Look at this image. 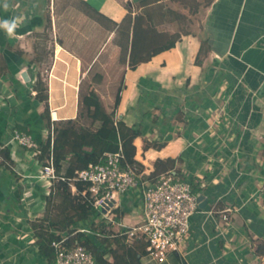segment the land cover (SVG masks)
I'll return each mask as SVG.
<instances>
[{
    "label": "crops",
    "instance_id": "crops-1",
    "mask_svg": "<svg viewBox=\"0 0 264 264\" xmlns=\"http://www.w3.org/2000/svg\"><path fill=\"white\" fill-rule=\"evenodd\" d=\"M86 1L115 21L128 12L127 2L133 14L141 9L139 0ZM50 3L0 0V154L3 147L11 150V161L0 162V264H47L30 223L44 213L50 188L37 177L41 162L33 150L11 140L18 126L31 130L39 142L50 135L42 118L46 103L36 97L35 80L40 76L47 84L50 116L55 110L56 121L76 118L82 79L107 46L119 50L115 33L108 30L103 48L86 69L65 27L66 34L51 41L52 59L44 76L37 32L57 30L59 17L51 14ZM194 16L196 30L159 27L178 35L173 47L135 68L126 66L117 115L142 130L134 143L146 175L157 159L175 158L182 177L207 199L193 216L179 255L183 261L264 264V255L256 252L264 242V0H214ZM5 20H15L14 35L6 33ZM168 23L179 24L160 25ZM202 40L210 47L203 55ZM24 71L28 81L21 76ZM148 143L163 145L146 147ZM110 216L116 220L114 229L141 221L140 189L121 194ZM158 264L182 262L172 254Z\"/></svg>",
    "mask_w": 264,
    "mask_h": 264
},
{
    "label": "trees",
    "instance_id": "trees-1",
    "mask_svg": "<svg viewBox=\"0 0 264 264\" xmlns=\"http://www.w3.org/2000/svg\"><path fill=\"white\" fill-rule=\"evenodd\" d=\"M76 1L79 10L87 17L115 33L113 41L119 47L118 63L123 69L110 110L96 93L95 86L90 85L87 93L80 92L79 105L82 109L78 116L61 121L51 120L47 84L40 76L35 80L33 87L36 97L46 103L42 113L44 126L53 130V135L50 132L44 141L39 142L35 138L41 150L38 159L42 162L52 156L59 178L53 181L51 192L45 196L43 217L31 221V228L39 255L47 264H55L56 248L52 243L61 239L70 248L85 246L94 254L99 264H144L142 257L148 254L147 241L136 239L128 242L124 235L113 230L107 231L109 224L95 208L93 197L86 191L87 186L75 177L77 171L102 162L106 152L121 151L128 163L144 168L136 159L137 149L134 143L136 137L142 135L141 128L128 125L117 115L125 68H135L153 54L175 45L178 35L160 30V24L178 22L181 24L180 30L186 32L191 16L197 14L202 5H209L214 0H139L141 10L136 14H133L132 3L127 2L125 8L128 12L121 21H115L86 0ZM209 48L207 42L202 40L200 54L208 52ZM95 64L90 67L88 74H91ZM102 74L103 72L92 75V82H103ZM83 118H87L89 122L82 121ZM17 128L32 133L24 127ZM149 145L161 147L163 143H148L146 147ZM1 153L5 161H11L9 147H3ZM176 161L175 158L157 159L154 169L146 178L155 181L160 173L171 169H175L182 177ZM194 190H197L195 184ZM80 228L91 231L83 232ZM256 252L264 255V242L257 245ZM178 257L182 264H186L181 256Z\"/></svg>",
    "mask_w": 264,
    "mask_h": 264
},
{
    "label": "built area",
    "instance_id": "built-area-1",
    "mask_svg": "<svg viewBox=\"0 0 264 264\" xmlns=\"http://www.w3.org/2000/svg\"><path fill=\"white\" fill-rule=\"evenodd\" d=\"M51 120H57L55 110L51 111ZM11 140L33 150L36 157L41 153L38 142L30 133L14 129ZM0 162H6L1 154ZM37 177L48 183L49 194L53 181L59 178L52 156L41 162ZM75 179L87 186L86 191L93 197L95 208L109 224L107 231L124 235L128 242L145 239L148 254L158 263L164 262L172 254H182L193 216L200 206L197 200L200 192L194 190L193 181L180 177L175 169L164 171L155 181H151L146 178L143 169L128 163L121 151L106 152L102 162L77 171ZM133 188H139L142 194V220L131 226L119 223V227L114 229L112 225L116 220L110 216V211L118 197ZM79 230L91 231L88 228ZM52 244L56 248L55 264H99L94 254L83 245L70 248L64 239L55 240Z\"/></svg>",
    "mask_w": 264,
    "mask_h": 264
},
{
    "label": "rangeland",
    "instance_id": "rangeland-1",
    "mask_svg": "<svg viewBox=\"0 0 264 264\" xmlns=\"http://www.w3.org/2000/svg\"><path fill=\"white\" fill-rule=\"evenodd\" d=\"M136 4L138 5V3ZM49 6H51V14L53 13L54 17H59V19L57 20V30L55 33L52 32L51 34L48 29L37 32V43L39 49L36 52L45 62L42 64V68L40 69L41 72H43V75L45 76V71L47 70L44 71V69H48L47 66H49L52 59L51 41L57 40L60 36L65 35V27H68L69 31L67 32L70 37L69 40L72 44H74L75 50H77V52L84 58V67L87 69L108 39V29L98 26L95 20L87 17L82 11L80 12L83 14L79 13V7L76 0H53V2L51 0ZM44 12V18L46 19V8ZM64 12H67V14L63 15ZM194 19L195 16L192 15L190 18L191 21H189L191 23H187V28L190 27L195 30L198 28V24L195 21L196 19ZM47 21L48 19L46 22ZM51 21L53 22L52 19ZM159 27L170 29V31H172L181 27V24L168 23L166 25H160ZM203 54H205V52H202V55ZM118 56L119 50L116 49L114 45L107 46L102 54L99 55V60L93 67L91 74H88L86 78L82 79L80 86L81 94H85L88 92L87 90L89 86L94 85L96 93L100 96L103 104L108 107V110H110L113 105L114 95L120 83V76L123 69V66L118 63ZM100 72H103V82L99 84L92 82V75ZM80 109H82V107L79 105L78 112ZM82 121L87 123L89 122L87 118H83ZM5 165L9 166V163H6ZM143 170H145V168H143ZM43 215L44 213L40 217H43ZM101 218L104 219L103 216H101ZM142 262L144 264H158V262L150 254L143 256Z\"/></svg>",
    "mask_w": 264,
    "mask_h": 264
},
{
    "label": "clouds",
    "instance_id": "clouds-1",
    "mask_svg": "<svg viewBox=\"0 0 264 264\" xmlns=\"http://www.w3.org/2000/svg\"><path fill=\"white\" fill-rule=\"evenodd\" d=\"M6 6V5H5ZM2 26L5 28L8 35H14V29L16 28L15 20L9 22L7 20L2 22Z\"/></svg>",
    "mask_w": 264,
    "mask_h": 264
},
{
    "label": "water",
    "instance_id": "water-1",
    "mask_svg": "<svg viewBox=\"0 0 264 264\" xmlns=\"http://www.w3.org/2000/svg\"><path fill=\"white\" fill-rule=\"evenodd\" d=\"M21 76L24 78L25 81L29 80V77L26 71L22 72ZM197 200L199 202L200 207H204L207 203V199L205 198L204 195H199Z\"/></svg>",
    "mask_w": 264,
    "mask_h": 264
},
{
    "label": "bare ground",
    "instance_id": "bare-ground-1",
    "mask_svg": "<svg viewBox=\"0 0 264 264\" xmlns=\"http://www.w3.org/2000/svg\"><path fill=\"white\" fill-rule=\"evenodd\" d=\"M59 48V47H58ZM55 78V77H54ZM69 102H70V100H69Z\"/></svg>",
    "mask_w": 264,
    "mask_h": 264
}]
</instances>
